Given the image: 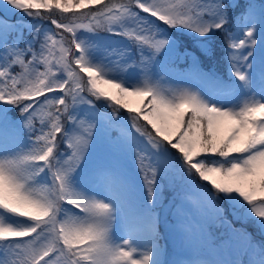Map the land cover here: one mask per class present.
<instances>
[{
	"label": "snow or ice",
	"instance_id": "1",
	"mask_svg": "<svg viewBox=\"0 0 264 264\" xmlns=\"http://www.w3.org/2000/svg\"><path fill=\"white\" fill-rule=\"evenodd\" d=\"M0 264H264V0H0Z\"/></svg>",
	"mask_w": 264,
	"mask_h": 264
},
{
	"label": "trees",
	"instance_id": "2",
	"mask_svg": "<svg viewBox=\"0 0 264 264\" xmlns=\"http://www.w3.org/2000/svg\"><path fill=\"white\" fill-rule=\"evenodd\" d=\"M238 2L241 4V6H243L247 2V0H238ZM255 2L257 4H259L261 2V0H255ZM240 11H241V9L237 8V9H235L234 14L239 13ZM13 19H16V17H13ZM120 43L121 42L118 39H115V37L112 39L111 43L108 42L109 45H115V46H120ZM221 71L224 72L226 70L221 68ZM50 95L51 94H49V96ZM99 110H100V108H99ZM9 114H11V115L13 114L14 117L17 115L16 113H12V112H10ZM101 145H102L101 140L99 139L97 142V145H96V152H97V155L104 156V155H106L104 152L108 151V149H107V146H105V148L102 149ZM124 167L126 168L127 172H131L130 167L129 168H127L126 166H124ZM133 184L135 186V189L142 190V179L141 178H138L136 181H133ZM170 200L171 199H168V203H170ZM171 210H172V207L170 209V212H171ZM168 219L170 221L172 220L171 217H169V216H168ZM167 226L168 225H165L163 223L160 224V232H161L162 237H164V239H161L159 242H160V244L165 246L166 252L168 254V256L166 258H171L172 256H174V253H175L172 249L176 250V248H173L174 245H171L170 240L167 239V237H166L168 235ZM218 231L220 232V229L213 227V231L209 230L210 236L208 235L207 238H201V237L197 236L195 238V240H193L190 244H188L185 247L189 251V252H187V254H190V252H191L190 255H198L199 254L201 256H210V258H217V259H231L232 258V259H234L233 252H230L227 249L217 250V251L213 252V249L216 248V245L219 242L218 241V235H219ZM163 234L166 236H163ZM215 235H216V237H215ZM197 245H199V247L196 249ZM181 251H184V249H182ZM240 258L246 260L247 256L241 255Z\"/></svg>",
	"mask_w": 264,
	"mask_h": 264
},
{
	"label": "rangeland",
	"instance_id": "3",
	"mask_svg": "<svg viewBox=\"0 0 264 264\" xmlns=\"http://www.w3.org/2000/svg\"><path fill=\"white\" fill-rule=\"evenodd\" d=\"M26 19H27V18H26ZM101 35L105 36V37L107 38L106 40H107L109 43H111V41H112V39H113L114 37H115V39H118L119 41H121L120 46H115V45H114V46L112 47L111 45L108 44V47H112V48H115V49L117 50V54H119V52L121 51L123 45H126V44H127V42H126L122 37H119V36H112V35H110V34H104V33H101ZM41 70H43V69H41ZM85 76H86V74H85ZM163 83H166L168 86H171V87H196V85L188 84V83L183 82V81H181V80H179V79H177V78H175V77H172V78H168V77H166L165 80L163 81ZM197 90H199V89L197 88ZM51 95H52V94H51ZM51 95H50V96H51ZM97 106L100 108V111L102 110L101 112H107V111H110V108H109V106H108L107 103H104V102H98V103H97ZM122 111H123L125 114L127 113V110H122ZM142 123H143V122H142ZM112 135L115 136L116 133H115V132H112ZM100 140H101V143H102V144H105V143H106V141H105L102 137L100 138ZM104 153L107 154L108 151H105ZM124 162H125V163H128L126 166L132 167V170H130L131 172H128V174L131 176V179L136 180V179L140 178L139 174L137 173V171H136V169H135V166L133 165V162H132L131 156L126 157V158L124 159ZM141 191H143V189H142ZM101 198H102V197H101ZM168 199H171V193L166 191V192L164 193V198H163V200H162V202H161V205H160V207L157 209V212L159 213L160 218H161V223H163V224H165V225H169V224H171V223L174 222V216L172 215V211H173V209H172L171 212H170L171 204L168 203ZM224 207H225V209H227V204H226V203L224 204ZM167 213H168V214H167ZM165 215H166V216H165ZM168 216L171 217V219H172L170 222H169V220H167ZM229 218L231 219V217H229ZM235 227H237V228L246 227L247 230H248L249 232L253 233V235L255 236V238H256L257 240H259V236H258V234H257V232H256V229H255L250 223H249V224H241L240 222H235ZM209 230L213 231V227H212L211 229H209ZM209 230H208V231H209ZM220 231H221V230H220ZM218 232H219V231H218ZM214 234H215V233H214ZM163 236H166V235L163 234ZM209 236H210V235H209ZM166 237H167V239L170 240L171 245H174L173 242L171 241V239L169 238V236L167 235ZM196 237H197V236L193 237L190 241L186 242V246H187L188 244H190L193 240H195ZM215 237H216V235H215ZM169 246H170V245H169ZM198 247H199V245L196 246V249H197ZM173 248H175V245H174ZM169 250H170V249H169ZM172 250L175 252V249H172ZM183 252H185V253L187 254V252H189V251L187 250V248H184V251H183ZM190 254H191V252H190ZM233 255H234V258H236V255H235L234 252H233ZM240 257H241V256H240ZM231 259H232V258H231Z\"/></svg>",
	"mask_w": 264,
	"mask_h": 264
}]
</instances>
